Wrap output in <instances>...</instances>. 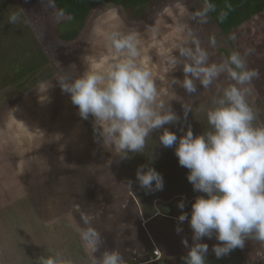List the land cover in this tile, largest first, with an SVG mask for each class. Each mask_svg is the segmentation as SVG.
I'll return each instance as SVG.
<instances>
[{
	"label": "rangeland",
	"instance_id": "374dc122",
	"mask_svg": "<svg viewBox=\"0 0 264 264\" xmlns=\"http://www.w3.org/2000/svg\"><path fill=\"white\" fill-rule=\"evenodd\" d=\"M202 4L201 0H157L128 12L119 6L103 3L89 13L75 38L61 41L57 37L58 26L64 18L55 20L54 10L43 8L40 0H0V44L5 46L6 53H10L7 59L20 58L17 64L13 61L20 69L28 65L26 61L40 48L46 56L40 67L43 75L36 73L23 87L13 89L5 85L1 75L8 77L10 74L5 71L6 66L0 69V264H36L37 257L55 251H62L64 255L68 252L65 257L71 255L84 261L83 251L75 256V251L65 250L82 244L70 222L73 220L83 226L81 212L96 218L95 224H98L93 227H100L97 230L107 246L113 243L104 227L118 228L107 213L115 212L119 218L129 217L132 207L141 218L135 227L144 230L142 223L153 212L152 202L164 196L171 199L177 187L181 190L186 189L185 185H191L187 180L188 169L177 167L175 146L163 147L159 142V132H153L148 138L144 153H129L128 159H121L105 149L94 138L92 117L84 120L79 116L77 106L72 104L69 94L61 91L56 77L82 73L87 64L102 67L111 54L104 33L114 29H136L140 35V59L157 79L162 98L172 99L169 103L181 116L185 130L190 124L193 133L200 134L207 124L204 113L199 109L201 105L210 103L214 88L206 91L198 85V95L188 97L182 87H171V79H183V73L181 66L172 70L166 55H175L174 46L182 42L188 28L197 34L201 45L209 51L210 61L219 62L232 50L243 54L246 49H252V54L247 56L248 66L262 72L264 77V11L234 28L232 35L235 39H229L220 35L210 17L204 24L191 20V13ZM10 11H22V22L8 23ZM152 29L156 30L155 35ZM213 37L215 48L209 43ZM24 50L28 54H23ZM256 80L252 83L249 103L258 110L259 120L264 121V90ZM220 83L227 84L223 75ZM48 84L50 86L45 91L40 90ZM184 102H193V111L189 112L187 122H183ZM166 127L177 136L182 135L179 123ZM47 163L52 165L51 175L45 168ZM140 165H150L162 175L164 185L159 194L146 193L139 187L135 174ZM45 180L51 187L44 188ZM129 180L132 181L131 187ZM63 187L75 191L61 194ZM165 190H169L168 195L162 194ZM190 195L196 196L197 193ZM177 196L182 197L180 194ZM65 213L67 220H61L59 217L64 218ZM99 216L103 217L104 223ZM29 218L38 223L36 236H32L30 241L26 232L28 227L23 225ZM176 226L175 221L146 225L149 231H156L158 239L166 247L162 251L167 255L159 257L168 264H175L178 254H187L188 249L182 244L181 237L187 238L189 246L192 244V229L188 222L180 224L182 232L179 234ZM66 235L70 239H66ZM112 236L118 239L122 235ZM118 241L115 244H119ZM201 242L208 245V253H212L213 245L219 243L215 234L211 239L202 238ZM127 243L129 246L125 249H116L124 261L133 258L138 262L145 260L150 250L155 257L161 254L155 239L151 248L132 249L136 242ZM243 248L244 254L251 252L254 256L248 258L247 264H257L258 259L264 258V252L259 251L264 250V246L258 241L246 239ZM16 252L23 259L17 257Z\"/></svg>",
	"mask_w": 264,
	"mask_h": 264
},
{
	"label": "clouds",
	"instance_id": "9594fccd",
	"mask_svg": "<svg viewBox=\"0 0 264 264\" xmlns=\"http://www.w3.org/2000/svg\"><path fill=\"white\" fill-rule=\"evenodd\" d=\"M45 9H53L54 19L65 17L56 9L55 0H40ZM231 5H226L231 10ZM217 6L211 0H203L202 6L191 13V20L204 24ZM228 11L221 10L217 19L221 22ZM22 22V11H10L8 23ZM153 35L156 30L152 29ZM110 56L102 67L87 64L79 74L56 77L62 92L70 95L77 106L79 116L92 117L94 138L105 149L121 159L129 153H144L147 140L153 132H159V142L165 148L175 146L179 165L188 169L187 180L197 195L191 203L190 219L185 199L178 202L182 210L177 217L176 232H182L180 224L188 221L192 229V244L181 237L188 249L184 264H206L208 245L202 238L211 239L215 234L219 242L213 245L217 258L236 248H243L246 239L264 245V121L250 103L252 83L259 79L258 70L250 68L247 56L232 50L219 62L210 61L209 51L201 45L197 34L188 28L185 38L174 46L175 55L166 54L172 70L181 66L183 79L173 77L170 86L178 85L188 97L198 95V85L203 90L214 88L210 103L200 106L206 117L207 128L194 134L189 124L185 130L181 116L173 110L170 100L162 98L157 79L140 59V35L136 29H114L104 33ZM229 39H235L230 35ZM215 48V38L209 41ZM223 75L227 84L220 83ZM46 85L41 91H45ZM183 122H187L193 102L182 103ZM180 124L182 135L166 125ZM139 187L146 193L163 189L161 174L150 165H140L136 170ZM132 181H128L131 187ZM83 226L75 225L90 264H125L124 257L116 249L103 247L101 233L92 226V217L80 213ZM98 254V255H97ZM36 264H73L62 251L37 257Z\"/></svg>",
	"mask_w": 264,
	"mask_h": 264
},
{
	"label": "trees",
	"instance_id": "16d2710c",
	"mask_svg": "<svg viewBox=\"0 0 264 264\" xmlns=\"http://www.w3.org/2000/svg\"><path fill=\"white\" fill-rule=\"evenodd\" d=\"M152 1H157V0H55L56 9L63 10L64 15L66 16L71 15L73 17L72 20L63 19L62 21H60V26H58L59 32L57 35L58 40L65 41L75 38L78 35L80 29L82 28L89 13L100 4L108 3L114 6H119L124 10L131 12L140 9L141 7H144L145 5L149 4ZM201 2L203 3V0H201ZM211 2L216 4L217 11L210 13L209 17L214 21L216 27L220 31V35L224 37H229L230 35H232L234 28L240 26L245 21L250 20L256 14L264 11V0H211ZM228 4L232 6L231 10H228L226 8V5ZM221 10L228 11L227 17L222 22L217 19L218 14ZM229 42L231 43V41ZM228 51H230V49H228ZM22 53L25 55L28 54L26 50H24V52L22 51ZM35 53L36 54L34 56H31L26 61V64L28 65H26L24 68L17 69L15 67L17 65H14L13 61L15 60L17 64L18 63L17 61H19L20 58L18 60L17 58H14L13 61H12L13 59L12 57H10V59L9 58L7 59V55L10 53H6L5 46L0 44V64H4V65H0V69L2 70L3 66H6L5 71H7V73L10 74L8 77L5 74L1 75V78H3L5 85L8 84L9 86L13 87V89L15 87H23L24 85H27L28 82H30V80L33 79V76L36 73L39 74L41 73V75H43V73L40 71V67L46 61V56L45 54H43L42 48L37 50ZM68 191H70V189ZM197 195H202V193H198ZM195 197H193L190 200H185V208L183 209V211L188 214L189 219L191 215V203L193 202ZM181 199L182 198H173L172 200H170L165 204H161L159 201H157L156 206L157 205L160 206L162 210H160L159 212L162 213V215L177 219V217L180 215L182 211L178 207V202ZM34 216H36V214ZM59 218L61 220L62 219L67 220L66 213L64 218H62V216H60ZM70 222L71 225L74 226L77 225L76 221L72 220ZM37 224L38 223L32 218H29L27 223L24 222L23 224L28 227L26 232L28 234L29 241L33 239L32 236L34 238L36 236ZM115 224L116 225L119 224L117 220L115 221ZM117 227L120 228L119 225ZM68 235H66V239H70ZM73 235L75 236V234ZM68 248L70 247H67L65 250L75 251L76 252L75 256L78 255L77 252L83 251L84 261L82 259L79 260V258H77L78 260H76L75 257L71 255L67 256V258L72 260L73 264H90L89 257L85 253L83 244L76 246V248L74 247L73 249H68ZM242 251L243 250H241V248H236L234 250H231L228 254L221 256L220 258H217L214 252L207 253L205 257V261L206 264H247L246 261L248 260V258L254 256L251 255V252L247 253L246 255ZM259 251L264 252L263 249ZM66 255H68V252L66 253ZM80 255H82V253L79 254V256ZM186 255L187 254H183V253L178 254L175 259V264H184L183 257H185ZM16 256L20 257L21 255L16 252ZM20 258L23 259L22 256ZM148 259H150V261L146 262L148 261ZM141 262H145V264H168L162 257H155L152 250H150L149 254H147L145 260L138 262L133 258L125 261V264H139ZM257 264H264V258L258 259Z\"/></svg>",
	"mask_w": 264,
	"mask_h": 264
},
{
	"label": "crops",
	"instance_id": "0c3cea01",
	"mask_svg": "<svg viewBox=\"0 0 264 264\" xmlns=\"http://www.w3.org/2000/svg\"><path fill=\"white\" fill-rule=\"evenodd\" d=\"M260 74L261 75L259 77V80L257 79L256 81H258V84L261 87V90H264V85H263L264 77L262 75V72ZM31 136H33V133H31ZM177 167H179V164L177 165ZM177 167L175 165L176 169H177ZM45 168L48 170L47 173L49 175H51L52 174L51 173L52 165L50 166L49 163H47L45 165ZM48 181H50V180H48ZM45 182H47V180H45L44 183H43L44 188H46L47 186L51 187L50 182H48V183H45ZM189 184H191V183H189ZM40 187H41V185L39 186V188ZM185 187H186V189L183 188L181 190L180 189L178 190V187H177L175 189V191H174L175 195H173V197L171 199L167 198L168 196L167 197L164 196L162 198H157V199L155 198L156 199L155 202H152L153 204H150L151 205L150 207L152 208L153 212L148 214L145 217L146 220H144L143 223H142V225H144V230H142L140 227H138V229L135 227L137 222H138V224L140 223L141 218H139V212L136 211L137 212V214H136L134 208H132V207H131V213H130L129 217L121 216V218H119L120 216L117 215L115 212L114 213H110V212L107 213L108 217L111 218V220H112V222L114 224H115L116 220L118 221V223H119L118 225L120 226V228L114 229V228H111L110 225H107V227H104V231L106 232L107 236L111 235L110 238H109V236H108V238H109L110 242L113 243V244H110V245H107V246L103 245V247H107V248L110 247L109 249H111V247L113 246L114 249H117L118 247H122L123 249H125V247L129 246V245H127L128 244L127 242L130 241L132 243L136 242L135 243L136 245L135 246L133 245L132 249L134 247L135 248H143V247L144 248L145 247H147V248L150 247L151 248V244L153 243V240L155 239V244L157 245L158 249H160V251H161V254L160 255L158 254V257L159 256H166L167 254L163 255V251H162L163 249H166V247H164V245L160 242V239H158V237H157L158 235L156 234V231H154L152 229H151V231H149L147 229L146 225L149 226L152 223H155V225H156L158 223H163V221H170V222L171 221H175V223H177V219H175L173 217H167V216L162 215V213L159 212L162 209L160 208L159 205L156 206V202L159 201L161 204H165V203L169 202L170 200H172L173 198H182L183 197L185 200H189V199H192L193 197H195V195H190L191 193L194 192L192 185H190V186L185 185ZM68 190L69 189L67 187H63L61 193L65 194V193L69 192ZM169 190H165V192H162V194L166 193L168 195ZM70 191H75V190L70 189ZM155 192H157L159 194V190L155 191ZM196 193L198 194V192H196ZM179 194L182 195V197L181 196H177ZM87 199H84V200H87ZM113 203L116 204V202H113ZM146 204H147V202H146ZM103 206H105V205H103ZM121 208L122 207L119 206L120 210H121ZM137 215H138V217H137ZM100 220L104 223L103 217L102 218L100 217ZM95 222H96V218L94 217L92 219V226H94ZM184 222L187 223L188 221L185 220ZM97 224H95V225H97ZM118 225H116V226H118ZM101 226H103V224H101ZM96 229H100V227L96 226ZM156 229H157V233H158L159 227H157ZM113 233L114 234H121L122 236L118 237V239H117L116 236H112ZM159 234H161V233H159ZM117 240L120 241V242L118 241L119 244H115V242ZM126 240H128V241L126 242Z\"/></svg>",
	"mask_w": 264,
	"mask_h": 264
}]
</instances>
